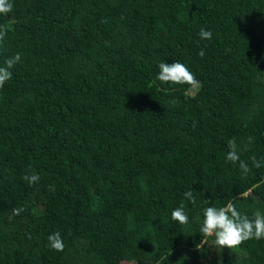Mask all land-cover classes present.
Masks as SVG:
<instances>
[{
  "label": "trees",
  "instance_id": "trees-1",
  "mask_svg": "<svg viewBox=\"0 0 264 264\" xmlns=\"http://www.w3.org/2000/svg\"><path fill=\"white\" fill-rule=\"evenodd\" d=\"M11 2L0 264H264V239L219 252L199 233L208 206L264 214V167L242 176L225 160L229 139L250 167L264 156V0ZM175 61L198 89L156 79ZM181 205L187 225L171 219Z\"/></svg>",
  "mask_w": 264,
  "mask_h": 264
},
{
  "label": "clouds",
  "instance_id": "clouds-1",
  "mask_svg": "<svg viewBox=\"0 0 264 264\" xmlns=\"http://www.w3.org/2000/svg\"><path fill=\"white\" fill-rule=\"evenodd\" d=\"M13 11V4L11 0H0V15L7 17ZM9 26L0 24V43H2L7 36ZM212 33L205 28L199 31L200 39H211ZM198 55L203 58L205 52L201 49ZM21 61V54L18 52L13 56L5 59L3 66H0V88H2L12 78V69ZM158 73L156 79L161 83L188 85L190 89H198L199 81L196 80L193 73H191L187 66L175 61L174 63L161 62L158 65ZM252 138L249 137V142ZM227 152L225 160L233 165L239 166L242 176H247L251 168L264 167V156L258 160L256 157H251V167L247 161L241 160L238 145L234 139L227 141ZM29 186L34 185L40 180L39 174L33 172L32 174H25L22 177ZM49 191H54V186L49 185ZM252 190L242 194L243 197L252 196ZM187 200L194 203L195 197L191 191L184 193ZM207 203V201H206ZM23 208H13L9 219L13 216L19 215ZM202 222L200 224V245H209L211 248L218 250L232 249L241 245L247 240L264 239V214L256 211L253 218L247 215H242L229 201L224 206L214 207L208 206L203 209ZM171 219L180 225H187L189 218L184 211V206L181 205L171 211ZM47 246L50 250L62 252L64 250V241L59 231H54L47 237Z\"/></svg>",
  "mask_w": 264,
  "mask_h": 264
}]
</instances>
